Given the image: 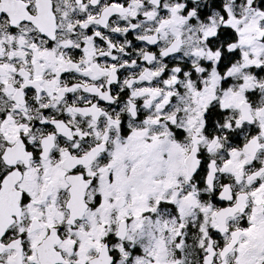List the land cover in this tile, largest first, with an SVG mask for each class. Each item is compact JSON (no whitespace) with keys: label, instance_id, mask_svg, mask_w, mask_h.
<instances>
[{"label":"snow or ice","instance_id":"6c2138e0","mask_svg":"<svg viewBox=\"0 0 264 264\" xmlns=\"http://www.w3.org/2000/svg\"><path fill=\"white\" fill-rule=\"evenodd\" d=\"M0 264H264V0H0Z\"/></svg>","mask_w":264,"mask_h":264}]
</instances>
